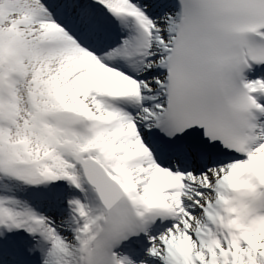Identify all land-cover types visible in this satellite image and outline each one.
<instances>
[{"label":"snow or ice","instance_id":"snow-or-ice-1","mask_svg":"<svg viewBox=\"0 0 264 264\" xmlns=\"http://www.w3.org/2000/svg\"><path fill=\"white\" fill-rule=\"evenodd\" d=\"M0 264H264V0H0Z\"/></svg>","mask_w":264,"mask_h":264}]
</instances>
